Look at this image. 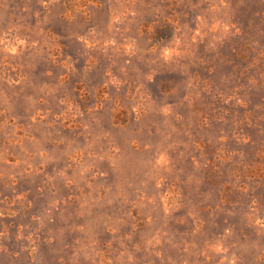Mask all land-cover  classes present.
I'll return each instance as SVG.
<instances>
[{
  "label": "rangeland",
  "instance_id": "rangeland-1",
  "mask_svg": "<svg viewBox=\"0 0 264 264\" xmlns=\"http://www.w3.org/2000/svg\"><path fill=\"white\" fill-rule=\"evenodd\" d=\"M0 264H264V0H0Z\"/></svg>",
  "mask_w": 264,
  "mask_h": 264
}]
</instances>
